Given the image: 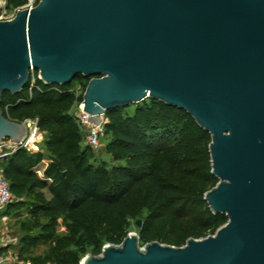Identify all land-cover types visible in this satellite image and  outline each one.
<instances>
[{
    "label": "water",
    "instance_id": "95a60500",
    "mask_svg": "<svg viewBox=\"0 0 264 264\" xmlns=\"http://www.w3.org/2000/svg\"><path fill=\"white\" fill-rule=\"evenodd\" d=\"M32 71L45 85L88 79L81 110L95 125L149 98L210 136L218 182L203 200L225 224L179 247L129 232L79 264H264V0H38L0 21V100ZM26 131L0 110V145Z\"/></svg>",
    "mask_w": 264,
    "mask_h": 264
},
{
    "label": "trees",
    "instance_id": "16d2710c",
    "mask_svg": "<svg viewBox=\"0 0 264 264\" xmlns=\"http://www.w3.org/2000/svg\"><path fill=\"white\" fill-rule=\"evenodd\" d=\"M26 2L4 0V8L17 10ZM87 81L78 75L66 85H45L32 71L19 93L1 96L5 118L34 120L43 135L39 150L20 148L0 160L12 196L2 214L19 220L22 252L47 246L21 259L79 264L105 244H120L129 221L137 219L140 246L157 241L179 247L213 235L227 218L212 214L203 200L218 182L211 174L209 134L184 110L146 98L131 104V113L130 105L104 113V150L115 164L96 162L72 116Z\"/></svg>",
    "mask_w": 264,
    "mask_h": 264
},
{
    "label": "rangeland",
    "instance_id": "374dc122",
    "mask_svg": "<svg viewBox=\"0 0 264 264\" xmlns=\"http://www.w3.org/2000/svg\"><path fill=\"white\" fill-rule=\"evenodd\" d=\"M4 4V0H0ZM21 8V7H20ZM19 8V9H20ZM18 10V9H17ZM16 12V9H5L4 7L0 10V21L2 20H8L14 16ZM74 85V83H72ZM134 105H130L127 109L129 113L132 112ZM79 105H76L72 113H75L78 111ZM26 126V134L29 135L31 133V130L33 129V120H24L23 121ZM39 138L36 140L33 144H28V148L31 151H37L41 146L42 141V133L39 132ZM84 137V136H83ZM106 138L101 137L100 138V146L96 150H92L93 158L96 160V162L99 161H105L107 165L115 164V162L112 161L111 156L105 152L104 146H105ZM3 216V215H2ZM0 215V264H28L27 262L23 261L21 257L29 256V255H38L41 254L47 246L41 243H38L36 246L32 247L26 252H22V249L19 245L20 237L22 236V232L19 229L18 222L19 220L13 216H4L2 217ZM138 227L135 225V220L129 221V232H135L137 233ZM60 233L63 232V228L60 227L58 229Z\"/></svg>",
    "mask_w": 264,
    "mask_h": 264
},
{
    "label": "built area",
    "instance_id": "2783aa9c",
    "mask_svg": "<svg viewBox=\"0 0 264 264\" xmlns=\"http://www.w3.org/2000/svg\"><path fill=\"white\" fill-rule=\"evenodd\" d=\"M38 0H27V2L20 8H31L33 7ZM33 81V79H32ZM74 91L76 94L81 92V86L76 85L74 87ZM78 111L72 113L74 122L76 123L79 131L84 136V143L90 147L91 150H96L100 146V138L104 135V127H103V119L102 121L95 125L89 121V116L85 114L82 110V104L79 103ZM34 121V120H33ZM33 130L37 131L36 122H33ZM28 132V131H27ZM28 134V133H27ZM25 135V138L19 141L18 143H14L8 139H5L0 145V160L14 153L16 150L20 148H25L29 150L28 146V135ZM30 134V133H29ZM12 200L11 193L8 188V183L4 179L2 175V170L0 169V215L2 216V212L7 204ZM4 218V215L1 217Z\"/></svg>",
    "mask_w": 264,
    "mask_h": 264
},
{
    "label": "bare ground",
    "instance_id": "6f19581e",
    "mask_svg": "<svg viewBox=\"0 0 264 264\" xmlns=\"http://www.w3.org/2000/svg\"><path fill=\"white\" fill-rule=\"evenodd\" d=\"M39 133L35 130H31V133L28 135V144H33L39 138Z\"/></svg>",
    "mask_w": 264,
    "mask_h": 264
}]
</instances>
